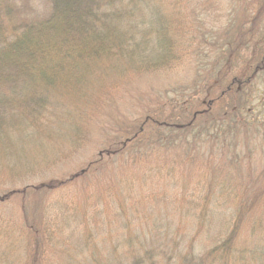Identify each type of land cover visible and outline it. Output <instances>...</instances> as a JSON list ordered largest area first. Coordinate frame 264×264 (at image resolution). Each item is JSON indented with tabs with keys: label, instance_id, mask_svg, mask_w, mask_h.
I'll return each instance as SVG.
<instances>
[{
	"label": "trees",
	"instance_id": "16d2710c",
	"mask_svg": "<svg viewBox=\"0 0 264 264\" xmlns=\"http://www.w3.org/2000/svg\"><path fill=\"white\" fill-rule=\"evenodd\" d=\"M185 3L0 0V264H264V163L252 176L237 149L264 72V0H229L206 84L170 90L59 176L122 83L176 71ZM222 128L224 155L208 145ZM184 168L194 181L176 189Z\"/></svg>",
	"mask_w": 264,
	"mask_h": 264
},
{
	"label": "rangeland",
	"instance_id": "374dc122",
	"mask_svg": "<svg viewBox=\"0 0 264 264\" xmlns=\"http://www.w3.org/2000/svg\"><path fill=\"white\" fill-rule=\"evenodd\" d=\"M188 1L189 3H185L183 12L188 18L186 20L188 25H190V29L187 30L190 31V34L189 37L186 36V40L191 45L187 46L186 50L188 51L181 53V59L176 66V71L172 73L160 72L146 76H136L127 79V84L126 82L122 83L117 89L119 91L114 97L115 100L112 101L115 105L107 106L104 109V114L92 117L94 121L88 125L92 143H90L84 152L79 153L74 160L61 167L59 176L73 173L83 165L82 162L84 160L94 157L97 148L102 147L101 142L105 137H108L107 134L111 136L116 132H121L117 131L124 127L121 122L128 121L133 123L135 119L142 118L145 113L153 110L155 105H159L166 97H173L170 94L172 92L170 90L172 89L178 90L182 87H188V90L193 92L199 88H194L191 85L194 78H197L200 81L199 83L204 85L206 83L203 82L202 77L206 76L208 70L213 69L217 72L218 68L212 62L218 52H216V47L212 46L211 41L212 39L219 38V36L222 37L225 27L230 21L227 10L229 0H214L218 1V3L206 2V0ZM243 31H246V29ZM194 35L196 36V40L193 38ZM203 37H205L204 40H202ZM221 41L222 45L226 44V41ZM229 48V45L227 47L223 45L222 51L224 49L229 50ZM251 91V102L246 104V109L250 108L251 112L247 114L246 119L252 120V124L241 130L246 131V134H242L240 131L237 149L241 156H246L247 147L250 148L253 158L247 157L248 159L244 161V164L247 165L249 163L250 170L253 171L252 176H255L264 163V72L254 79ZM173 93L176 96V92ZM246 112L248 111L246 110ZM248 141H250L249 146L246 145ZM217 143L212 145L208 143V145L212 148L218 147L224 155L223 128ZM194 178L193 170L191 175V172L187 173L186 168L180 169L173 178L176 184L175 188L179 189L184 184L192 185ZM24 185H20V187L22 188ZM165 185L168 184L164 183L163 186Z\"/></svg>",
	"mask_w": 264,
	"mask_h": 264
}]
</instances>
